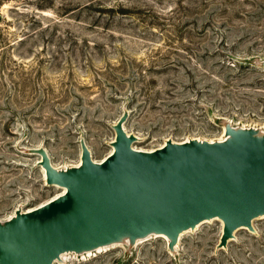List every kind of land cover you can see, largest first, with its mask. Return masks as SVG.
<instances>
[{
	"label": "rangeland",
	"instance_id": "1",
	"mask_svg": "<svg viewBox=\"0 0 264 264\" xmlns=\"http://www.w3.org/2000/svg\"><path fill=\"white\" fill-rule=\"evenodd\" d=\"M264 0H0V220L61 193L57 168L100 161L124 110L137 149L219 140L223 122L264 130ZM217 248L218 218L170 252L151 235L53 264H264V216Z\"/></svg>",
	"mask_w": 264,
	"mask_h": 264
},
{
	"label": "water",
	"instance_id": "2",
	"mask_svg": "<svg viewBox=\"0 0 264 264\" xmlns=\"http://www.w3.org/2000/svg\"><path fill=\"white\" fill-rule=\"evenodd\" d=\"M264 67V59L257 62ZM124 110L112 124V151L100 161L80 139V162L57 168L44 147L38 154L45 183L64 191L47 202L16 209L0 220V264H53L67 253L85 254L151 235L175 252L180 235L218 218L224 248L234 231L264 216V130L223 122L219 140L167 139L137 149Z\"/></svg>",
	"mask_w": 264,
	"mask_h": 264
},
{
	"label": "bare ground",
	"instance_id": "3",
	"mask_svg": "<svg viewBox=\"0 0 264 264\" xmlns=\"http://www.w3.org/2000/svg\"><path fill=\"white\" fill-rule=\"evenodd\" d=\"M112 149H113V147H112ZM112 151V150H111ZM43 169V168H42ZM43 172H44V170H43ZM54 186H56V185H54ZM56 187H58V186H56ZM60 190H61V193L64 191V189L63 188H60V187H58ZM221 221V220H220ZM206 222V221H205ZM204 222V223H205ZM208 222V221H207ZM201 225V224H200ZM240 229V228H239ZM102 248H98V250H101Z\"/></svg>",
	"mask_w": 264,
	"mask_h": 264
}]
</instances>
